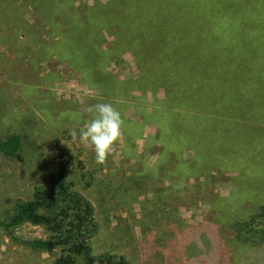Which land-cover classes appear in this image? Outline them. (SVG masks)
Instances as JSON below:
<instances>
[{
    "label": "rangeland",
    "instance_id": "1",
    "mask_svg": "<svg viewBox=\"0 0 264 264\" xmlns=\"http://www.w3.org/2000/svg\"><path fill=\"white\" fill-rule=\"evenodd\" d=\"M111 1L0 0V138L10 133H20L23 137L20 160L0 157V220L5 214L7 198H28L36 186L47 181L46 160L57 155L58 150L53 146L54 140L59 139L61 146L86 163L96 179L93 187L84 192L96 205L101 225L93 253L97 255L113 246V242L107 240L110 233L115 231L122 235L124 231L126 239L119 252L132 253L137 264H170L166 254L152 257L148 255V245L145 244L143 249L138 247L144 240L143 227H152L148 216L154 209L157 208L159 221L153 229L164 223L159 216L172 210L179 223L177 226L180 225L183 231L187 228L201 230L206 219L217 220L222 209L213 202L229 198L234 189L242 194L240 200L244 204L253 198L264 204V190L258 192L247 179L240 182L238 178L237 181V166L228 158L222 163L217 160L222 156L220 152L227 155L235 152L244 156L245 167L252 161L253 167L264 169V166L254 164L264 165L260 162H264V44L255 39L251 49L246 47L244 42L252 28H241L234 36L224 30L218 31L217 36L226 40L214 45L216 53H209L201 60L203 65L209 61L210 70L207 71L212 76L207 80L210 86L208 96H202L193 111L186 109L185 112L187 120L197 128L193 137L212 145L213 162H205L204 171H197L196 175L191 174L183 181H163L143 172V166L151 167L149 165L164 152V145L160 142L148 148V140L150 136L160 134V122L155 117L168 111L167 104L171 103L173 94L170 89L179 78L172 76L166 61L158 59L159 51H152V43L146 40V35L136 39L139 27L147 33L149 23L144 17L150 11V17L160 16L163 0H133L143 9L140 11L133 4L135 9L130 12L134 17L129 19L133 26H129V30L127 21H120L123 14L127 15L128 7H122L115 0L116 16L112 14ZM171 2L164 0V9L168 7L164 11L165 17L173 15L170 11L175 12L178 8ZM150 4L153 10L148 6ZM257 5H260L259 0L254 2L253 8ZM64 10L74 15L76 24L92 29L77 36V42L69 34L71 25L65 26L64 20H60L66 19ZM195 14V20L190 24L200 26L201 23H197L200 22L197 21L199 14ZM47 16L53 20L46 19ZM178 18L177 26L173 27L175 33L168 23L164 25V41L167 43H174L168 40L170 34L178 36L177 32L183 27L181 18L184 17ZM247 18L246 22L254 20L255 24L253 16ZM133 38L136 41L131 42ZM168 58L164 55V59ZM196 68L202 70L199 65ZM166 81L169 82L167 85ZM204 82L206 80L198 84ZM97 103H111L124 121L122 137L103 165H97L94 152L81 145L78 139L74 141L70 135L73 129L79 133L91 118L85 108ZM177 111L182 112L179 108ZM190 148L182 151L186 162H190L193 156ZM205 170H210L208 178ZM132 171L139 174L140 178L136 179L139 182H132ZM99 180H104L105 185L114 190L105 196L108 204L102 208L98 196ZM132 198L135 201L129 202ZM239 201L231 202L240 208L243 203ZM143 202L147 203L145 207ZM13 231L23 238L45 236L40 227L30 224ZM130 235L134 243L128 246L125 244ZM215 235L221 251L218 264H260L259 261L264 260V246L247 244L241 248L243 243L235 241L236 235L231 227L223 233L216 231ZM164 239L170 240L168 236ZM168 243L164 240V244ZM193 252L181 260L187 264H211L207 259L194 261L193 256L200 252ZM258 252L263 255L255 254ZM57 254V251L52 254L32 252L16 245L0 228V264H53ZM190 256L193 258H188ZM77 264H85V260L80 258Z\"/></svg>",
    "mask_w": 264,
    "mask_h": 264
},
{
    "label": "trees",
    "instance_id": "2",
    "mask_svg": "<svg viewBox=\"0 0 264 264\" xmlns=\"http://www.w3.org/2000/svg\"><path fill=\"white\" fill-rule=\"evenodd\" d=\"M114 1H111L110 5L113 9L112 14L117 16V13H115L117 6L114 4ZM116 1L122 7H128L126 10L128 18L123 14V18L120 21H127L129 30V26H133L130 23L132 21L129 19H133L134 17L130 9H135L133 6L135 3L133 0ZM256 1L172 0V5L176 3L178 8L175 12L169 10L173 15L169 14L168 17H165L164 11L168 7L164 9L163 0L158 18L150 17L151 11L149 12V17L147 16L148 18L143 16L149 23L147 25L148 30L145 34L144 28L139 27L136 31L138 34L136 39L138 37L143 38V35H146V40L149 39L150 43H152V51H159L158 59H162L163 62L166 61L170 71L173 73L172 76L179 78V81H175V84H172L174 86L170 89V92L172 91L173 94H170L171 103L167 104L168 111L164 112L163 110L164 113L160 117H155L160 122L159 129L161 132L158 137L150 136L148 140V148L153 147L155 142H160L164 145V152H162V155H159L156 161L149 165L151 167L143 166V172L146 171L151 177L157 176L163 181L176 179L180 182L188 179L191 174L196 175L197 171L203 170L205 162H213L211 159L212 145L193 137V133H195L197 128L193 122L187 120L186 117L188 116H186L185 112L188 111L186 109L193 111L195 105L196 107L198 106V101H202L201 97L208 96L207 93L210 90V86L207 80L212 78V76L207 71L210 70L208 69L209 61H205V65H203L201 60L202 57H205L209 53H216L214 45L221 44L226 40L223 36H217L218 31L224 30L234 36L237 35V31L241 28H252L253 31L250 30V36L244 42L246 47L251 49L255 44V39L262 40L264 44V0H259L260 5L253 8V4ZM148 6L153 10L151 4ZM135 7L140 8V11L143 9V7L137 4H135ZM248 7H251V10ZM64 12L66 19L60 20H64L65 26L71 25L72 30L69 34L73 35L76 42L77 36H81V34L92 30L89 28L90 26H79V24L74 22L73 14L70 15V12L68 14L66 10ZM195 12H198L200 17L197 20L200 22H195L201 23L200 26H192L193 23L190 24V21L195 20ZM180 16L184 17L181 18L183 27L177 32L178 36L170 34L168 40H172L174 43H167L164 41V25L168 23L170 29L174 31L173 27L177 26L176 22ZM249 16L254 17L255 24L254 20L250 23L246 22ZM47 17L46 19L53 20L52 17ZM154 24H156L155 30ZM150 26L151 30L149 29ZM256 35L258 38H256ZM239 39L242 40L243 38ZM127 40L129 39L127 38ZM133 41L136 40L133 38L131 42ZM91 43L93 44V42ZM92 46L95 48L94 45ZM164 46H166L165 50ZM164 55L169 58L164 59ZM196 65H199V68L201 67L202 70L196 68ZM179 69L180 71L177 73ZM203 80H206V82L202 85L198 84V82H203ZM166 82L167 85L169 82ZM173 105H176L174 106L176 108ZM177 108L181 109L182 112L177 111ZM174 125L176 128H174ZM174 129H176V132ZM59 141V139H55L53 146L56 151L58 150L57 155L54 157L49 156L46 160L47 181L44 184L36 186L28 198L6 199V210L3 219L0 220V228H2L14 244L23 246L32 252L52 254L57 251L58 254L53 264H77L80 258L85 260V264H137L134 261L132 253L119 252L121 244L126 239L124 231L122 235L115 231L110 233L107 236V240L112 241L113 246L104 247L105 249L97 255L93 253L94 241L101 232V225L96 205L84 192L93 187L96 179L92 172H89L87 169L86 163L78 159V156L71 154L64 146H61ZM53 147L51 146L50 149H53ZM186 147L193 149V156L190 162H186L182 156V151ZM22 152L23 137L20 133H10L4 138H0V157L11 161H18L22 158ZM220 153H222V156L217 159L219 162L222 163L225 158H228L237 166L236 170L239 172V176L236 178L237 181L238 178H240V182L243 179H247L255 185L258 192L261 193L264 190V169L253 167L252 161L245 167L244 156L235 152L230 155L224 152ZM241 157H243V160ZM200 163L201 166H199ZM254 164L264 166L255 162ZM245 168L246 172H244ZM209 171L205 170L204 172L207 178L209 177ZM139 178V174L132 171V182ZM136 181L139 182L138 180ZM233 183L235 184L234 181ZM97 186H99L98 196L102 200V203H100V208H102L103 205L108 204L105 196L112 194L114 190L105 185L104 180H99ZM241 196L242 194L239 193V190L234 189L229 198H221L219 201L213 202V205L222 209V215L217 217L218 221L206 219L201 230L199 228L197 230L187 228L181 231L180 225L177 226L179 223L175 219V213L172 210L160 215L159 218H163L164 223L153 229V225L159 221L156 208L150 213L152 215L148 216L152 227L144 226L141 230L144 240L141 241L138 247L143 249L145 248V244L148 245V255L152 257L164 256L166 254L170 260V264H183L184 262L187 264L181 258H185L187 254L192 255L193 250L194 252H200L199 255L193 256L194 261L207 259L211 264H218V256L221 251L217 247L218 238L215 232L219 231L223 233L228 227L234 230L236 235L235 241L243 243L241 248L247 244L263 247L264 204H261L259 200H255L252 196L251 198L253 199L245 201L246 205L240 200ZM133 201H135V198L129 199V202ZM231 201H239L243 204H239V207L240 205L241 207L238 208L237 204L235 205ZM144 202L142 206L144 205L145 207L147 203ZM246 210L248 211L245 212ZM106 216L108 217V215ZM24 224L40 227L44 231L45 236L39 238L17 236L13 229H17ZM218 227L219 230H217ZM147 229L153 230L149 231ZM148 232L149 234H147ZM146 236L148 237L147 242L145 241ZM165 236H168L170 240L164 239ZM128 238L129 241L125 245L130 246L134 243V238L132 239L131 235ZM149 238L152 239L151 242H149ZM164 240L170 244H164ZM148 242L149 244H147ZM175 249L177 250L176 252L174 251ZM255 254L263 255L261 252ZM193 257L190 256L188 258ZM263 261L261 260L259 263L261 264Z\"/></svg>",
    "mask_w": 264,
    "mask_h": 264
},
{
    "label": "clouds",
    "instance_id": "3",
    "mask_svg": "<svg viewBox=\"0 0 264 264\" xmlns=\"http://www.w3.org/2000/svg\"><path fill=\"white\" fill-rule=\"evenodd\" d=\"M90 119L77 133L70 132L74 141L94 152L95 163L103 165L113 153L115 145L122 137L124 121L120 112L111 103H97L85 108Z\"/></svg>",
    "mask_w": 264,
    "mask_h": 264
}]
</instances>
